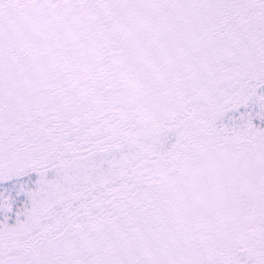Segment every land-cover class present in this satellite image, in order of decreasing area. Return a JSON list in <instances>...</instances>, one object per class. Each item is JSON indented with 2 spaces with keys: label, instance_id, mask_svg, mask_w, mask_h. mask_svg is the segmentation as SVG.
I'll use <instances>...</instances> for the list:
<instances>
[{
  "label": "snow or ice",
  "instance_id": "obj_1",
  "mask_svg": "<svg viewBox=\"0 0 264 264\" xmlns=\"http://www.w3.org/2000/svg\"><path fill=\"white\" fill-rule=\"evenodd\" d=\"M0 264H264V0H0Z\"/></svg>",
  "mask_w": 264,
  "mask_h": 264
}]
</instances>
